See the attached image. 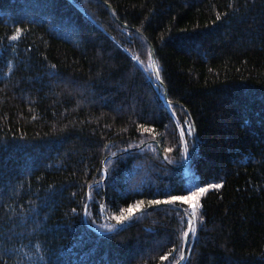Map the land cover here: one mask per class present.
Returning <instances> with one entry per match:
<instances>
[{"label": "trees", "instance_id": "16d2710c", "mask_svg": "<svg viewBox=\"0 0 264 264\" xmlns=\"http://www.w3.org/2000/svg\"><path fill=\"white\" fill-rule=\"evenodd\" d=\"M0 264H264V0H0Z\"/></svg>", "mask_w": 264, "mask_h": 264}, {"label": "snow or ice", "instance_id": "6c2138e0", "mask_svg": "<svg viewBox=\"0 0 264 264\" xmlns=\"http://www.w3.org/2000/svg\"><path fill=\"white\" fill-rule=\"evenodd\" d=\"M17 31L19 32V29H17ZM174 112V110H173ZM141 127H143L141 125ZM187 131L189 134L192 131L191 125H186L185 127L181 128L180 132L181 135L184 134V132ZM222 186V182H210V183H206L204 186H196L195 190H190L187 192V194L185 195H171V194H165V198H164V203H168L170 205H175L176 202H183V204L185 205H190L191 206V212L190 215L195 216L197 213V210L199 207H202L199 204V197L201 195H203L204 193H206L209 189L211 188H219ZM161 200L158 199H153L150 201L151 204H159L161 203ZM142 203V201H137L136 203L129 205L126 209H124V213H126L127 215H119L116 216L115 219L117 221H124L127 217L132 215V212L134 210V208H138L140 206V204ZM73 211H75V209H73ZM180 211H184V209H180ZM184 222L189 226V228H191V220L187 218V216L184 217ZM185 237H187L189 235V233L186 231L184 233ZM189 242V241H186Z\"/></svg>", "mask_w": 264, "mask_h": 264}, {"label": "water", "instance_id": "95a60500", "mask_svg": "<svg viewBox=\"0 0 264 264\" xmlns=\"http://www.w3.org/2000/svg\"><path fill=\"white\" fill-rule=\"evenodd\" d=\"M155 72H156V75H158V72H157V66L155 65ZM192 223H191V228L189 229V235L187 236V238H186V241H188V239H189V237H190V235H191V233H192V228H193V221H191ZM185 241V243H184V249H183V259L185 258V255H186V250H187V242Z\"/></svg>", "mask_w": 264, "mask_h": 264}, {"label": "rangeland", "instance_id": "374dc122", "mask_svg": "<svg viewBox=\"0 0 264 264\" xmlns=\"http://www.w3.org/2000/svg\"><path fill=\"white\" fill-rule=\"evenodd\" d=\"M185 156H186V158H185V159L187 160V159H188V156H189V154H188V153H186V155H185ZM192 221H193V224H194V221H195V216H194V218H192Z\"/></svg>", "mask_w": 264, "mask_h": 264}]
</instances>
